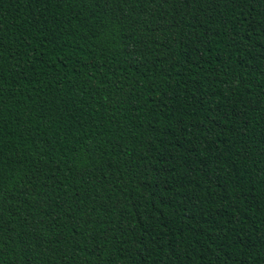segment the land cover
<instances>
[{
	"label": "trees",
	"instance_id": "obj_1",
	"mask_svg": "<svg viewBox=\"0 0 264 264\" xmlns=\"http://www.w3.org/2000/svg\"><path fill=\"white\" fill-rule=\"evenodd\" d=\"M0 264H264V0H0Z\"/></svg>",
	"mask_w": 264,
	"mask_h": 264
}]
</instances>
